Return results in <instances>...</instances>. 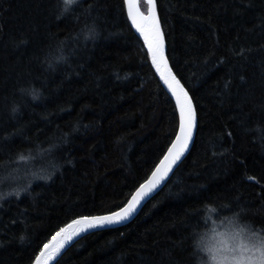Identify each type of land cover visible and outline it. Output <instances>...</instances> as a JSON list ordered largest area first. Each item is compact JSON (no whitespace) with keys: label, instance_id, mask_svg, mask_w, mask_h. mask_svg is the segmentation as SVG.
Listing matches in <instances>:
<instances>
[{"label":"trees","instance_id":"16d2710c","mask_svg":"<svg viewBox=\"0 0 264 264\" xmlns=\"http://www.w3.org/2000/svg\"><path fill=\"white\" fill-rule=\"evenodd\" d=\"M155 2L193 144L130 223L56 264H204L199 241L224 222L264 241V0ZM150 65L123 0H0V264H32L148 178L178 125Z\"/></svg>","mask_w":264,"mask_h":264},{"label":"water","instance_id":"95a60500","mask_svg":"<svg viewBox=\"0 0 264 264\" xmlns=\"http://www.w3.org/2000/svg\"><path fill=\"white\" fill-rule=\"evenodd\" d=\"M124 1V9L128 24L136 35V37L142 42L145 51L147 52L150 64L152 69L158 78L161 86L163 87L166 94L169 96L172 101L177 117H178V125L176 133L170 142L168 148L166 149L163 157L156 164L154 169L148 178L140 184L137 189L132 193L129 200L126 204L120 209L111 212L109 214H104L100 216H89V217H79L71 220L64 226H62L57 232H55L49 240L41 247L38 254L34 258L32 264H56L57 261L64 255V253L73 246L77 241L82 239L83 237L104 230L115 229L118 227H122L130 223L141 211L145 203H147L154 195H156L165 185L167 180L171 177L175 169L180 165V163L184 160V158L189 153L191 146L193 144L196 128H197V115L194 108V104L192 99L186 89L179 82L175 74L173 73L168 59L166 57V43L164 40L163 32L159 23L158 14L156 10V2L155 0H144L147 10L146 13H143L139 6V0H123ZM131 6V7H130ZM133 17L136 18L137 23L134 24L132 22ZM137 24L140 25V28L144 29V32L147 33L148 39H145V34L141 32L140 28L137 27ZM158 30L160 35V51L156 56V62H153V51L149 46V41L153 40V37ZM153 47H155V43H153ZM174 78V79H173ZM167 81V83H166ZM185 93L187 94L185 97ZM179 97V101H178ZM181 104L185 105V116L187 115L188 108L190 107L192 113L194 114V126L191 129V137L187 141L186 147L183 148L182 154L179 159L175 161V163L171 164L170 169H168L169 161L171 160V156H169V161H165L164 157L169 155V149L172 148L173 154L177 151L181 150V144H183V139L178 143L177 137L181 136L180 126L182 123L181 117ZM176 144V148H173V145ZM163 162V163H162ZM159 169V171H157ZM168 169V170H166ZM155 173V176H153ZM149 181H153L154 187L149 185L151 188L150 191H146V194L140 199V202L136 205L134 211H132L126 219L120 220L118 223H104L103 225H97L95 227L87 228L86 230H80L83 226L74 224V221L82 220L84 218H96L103 216H115V213L122 212L124 208L128 206V204L132 201V198L136 196L137 192L140 191L142 185H148ZM72 225V227H69ZM64 229L65 231H61ZM59 234V235H58Z\"/></svg>","mask_w":264,"mask_h":264},{"label":"rangeland","instance_id":"374dc122","mask_svg":"<svg viewBox=\"0 0 264 264\" xmlns=\"http://www.w3.org/2000/svg\"><path fill=\"white\" fill-rule=\"evenodd\" d=\"M262 242L235 222H224L212 225L199 241V247L206 253L204 264H260L258 245Z\"/></svg>","mask_w":264,"mask_h":264},{"label":"snow or ice","instance_id":"6c2138e0","mask_svg":"<svg viewBox=\"0 0 264 264\" xmlns=\"http://www.w3.org/2000/svg\"><path fill=\"white\" fill-rule=\"evenodd\" d=\"M71 0H65V3H69ZM131 7V6H130ZM132 22L134 24L137 23L136 18L133 17ZM137 27L140 28V25L137 24ZM141 32L145 34V39H148L147 33L144 32L143 28H140ZM153 43H155V47H153ZM149 46L153 51V62H156V56L160 51V35L158 30L156 31L155 36L153 37L152 41H149ZM174 79V78H173ZM167 83V81H166ZM185 93V97H186ZM179 101V97H178ZM181 117H182V123L180 126L181 136L177 137V142L179 143L183 139V144H181V150L177 151L175 154H173L172 148L169 149V155L164 157L165 161H169V156H171V160L168 164V169H170L171 164L175 163L176 160L179 159L180 155L182 154V150L187 145V141L191 137V129L194 126V114L192 113L190 107L188 108L187 115L185 116V105L181 104ZM173 148H176V144L173 145ZM163 163V162H162ZM166 169V170H168ZM159 171V169H157ZM153 176H155V173H153ZM155 186L153 181H149L148 185H142L140 191L137 192L136 196L132 198V201L128 204L126 208L122 210V212L115 213V216H103V217H96V218H84L82 220L74 221V224L82 225L83 227L80 230H86L87 228L95 227L97 225H103L104 223H118L122 219H126L128 215L135 210L136 205L140 202V199L146 194V191H150L151 188L149 187ZM69 227H72V225H69ZM62 232L65 231L64 229L61 230ZM59 235V234H58ZM264 240V238H262ZM257 246V245H254ZM258 250L261 251L260 264H264V242L260 243L258 245Z\"/></svg>","mask_w":264,"mask_h":264},{"label":"bare ground","instance_id":"6f19581e","mask_svg":"<svg viewBox=\"0 0 264 264\" xmlns=\"http://www.w3.org/2000/svg\"><path fill=\"white\" fill-rule=\"evenodd\" d=\"M76 1V0H75ZM146 7V6H144ZM142 10V9H141ZM146 13V12H145ZM160 22V21H159ZM142 43V42H141ZM148 55V54H147ZM149 62H150V59H149ZM151 66V65H150ZM152 68V67H151ZM158 79V78H157ZM169 97V96H168ZM174 174V173H173ZM31 176V175H30ZM15 196V195H14ZM146 205V204H145ZM142 210V209H141Z\"/></svg>","mask_w":264,"mask_h":264}]
</instances>
